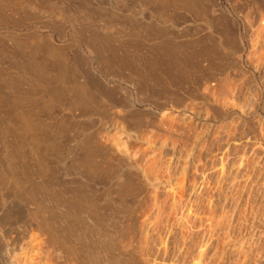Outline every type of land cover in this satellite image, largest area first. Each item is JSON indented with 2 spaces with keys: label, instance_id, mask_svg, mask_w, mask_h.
<instances>
[{
  "label": "rangeland",
  "instance_id": "obj_1",
  "mask_svg": "<svg viewBox=\"0 0 264 264\" xmlns=\"http://www.w3.org/2000/svg\"><path fill=\"white\" fill-rule=\"evenodd\" d=\"M40 262L264 264V0H0V264Z\"/></svg>",
  "mask_w": 264,
  "mask_h": 264
},
{
  "label": "bare ground",
  "instance_id": "obj_2",
  "mask_svg": "<svg viewBox=\"0 0 264 264\" xmlns=\"http://www.w3.org/2000/svg\"><path fill=\"white\" fill-rule=\"evenodd\" d=\"M189 1V0H188ZM163 5V4H162ZM2 7V6H1ZM35 39V38H34ZM38 41V40H37ZM36 42V41H35ZM21 43V42H20ZM37 43V42H36ZM28 44V43H27ZM39 44V43H38ZM20 45V44H19ZM40 46H41V44H40ZM96 46V45H95ZM100 46V45H99ZM27 47V46H26ZM30 47V46H29ZM22 48V47H21ZM25 48V47H24ZM43 48V47H42ZM39 49V48H38ZM52 49V48H51ZM21 50V49H20ZM43 50V49H42ZM58 51V50H57ZM159 51V50H158ZM23 52V51H22ZM34 52V51H33ZM53 53V52H52ZM45 54V53H44ZM41 55V54H40ZM51 55V54H50ZM109 55V54H108ZM58 56V55H57ZM50 57V56H49ZM53 57V56H52ZM106 57V56H105ZM37 58V57H36ZM53 59V58H52ZM64 59V58H63ZM42 60V59H41ZM109 60V59H108ZM157 60V59H156ZM155 60V61H156ZM45 61H46V59H45ZM53 61V60H52ZM107 61V60H106ZM105 61V62H106ZM160 61V60H159ZM113 62V61H112ZM119 62V61H118ZM151 62V61H150ZM143 63V62H142ZM160 63V62H159ZM168 63V62H167ZM54 64V63H53ZM121 65V64H120ZM162 65V64H161ZM169 65V64H168ZM106 66V65H105ZM128 66V65H127ZM145 66V65H144ZM178 66H180V65H178ZM29 67H31V66H29ZM43 67V66H42ZM54 67V66H53ZM154 68V67H153ZM171 68V67H170ZM180 67H178V69H179ZM42 69V68H41ZM165 69V68H164ZM50 70V69H49ZM175 70V69H174ZM167 71V70H166ZM173 71V70H172ZM43 72V71H42ZM50 72V71H49ZM64 72V71H63ZM154 72V71H153ZM157 72V71H156ZM55 73V72H54ZM59 73V72H58ZM41 74V73H40ZM43 74H45V73H43ZM62 74V73H61ZM71 74V73H70ZM152 74V73H151ZM156 74V73H155ZM63 75V74H62ZM69 75V74H68ZM67 75V76H68ZM171 75H173V72L171 73ZM40 76V75H39ZM142 76H144V75H142ZM165 76V75H164ZM47 77V76H46ZM161 77V76H160ZM170 77V76H169ZM59 78V77H58ZM144 78H145V76H144ZM168 78V77H167ZM38 79V78H37ZM48 79V78H47ZM66 79V78H65ZM140 79V78H139ZM157 79V78H156ZM160 79V78H159ZM163 79H165L164 77H163ZM169 79V78H168ZM34 80V79H33ZM43 81H44V79H42ZM152 80V79H151ZM150 80V81H151ZM51 81V80H50ZM155 81V80H154ZM162 81V80H161ZM31 82V81H30ZM36 82H38V81H36ZM35 83V82H34ZM153 83V82H152ZM50 84V83H49ZM59 84H62V83H59ZM163 84V83H162ZM170 84H172L171 82H170ZM44 85V84H43ZM145 85V84H144ZM48 86V85H47ZM163 86V85H162ZM165 86V85H164ZM44 87H45V85H44ZM43 87V88H44ZM56 87V86H55ZM47 90V89H46ZM84 95V94H83ZM77 99V98H76ZM109 99V98H108ZM79 100H81V99H79ZM78 102V101H77ZM83 102V101H82ZM84 103H85V101H84ZM82 104V103H81ZM83 105V104H82ZM90 106V105H89ZM31 107H32V105H31ZM32 110H33V108H32ZM25 112V111H24ZM28 112V111H27ZM15 114V113H14ZM24 114H26V113H24ZM29 118V117H28ZM27 118V119H28ZM21 120H22V118H21ZM29 120V119H28ZM18 121V120H17ZM18 123V122H17ZM22 123V122H21ZM25 125L27 126V124L25 123ZM19 126V125H18ZM21 126V125H20ZM31 127V126H30ZM33 127V126H32ZM27 129V128H26ZM29 129V128H28ZM34 129H35V127H34ZM26 131V130H25ZM31 132V131H30ZM85 138V137H84ZM90 140V139H89ZM83 141V140H82ZM87 147V146H86ZM87 153V152H86ZM88 156V155H87ZM92 156V155H91ZM86 159H87V157H86ZM97 159V158H96ZM37 256H39V255H36V254H31L30 255V257H29V262H33L34 263V261L35 262H38L37 261V259L36 258H39V257H37ZM39 260V259H38ZM28 261V260H27ZM47 261V260H46ZM43 262V261H42ZM42 262H40V264L42 263ZM39 263V262H38ZM38 263H36V264H38ZM27 264H29V263H27Z\"/></svg>",
  "mask_w": 264,
  "mask_h": 264
}]
</instances>
